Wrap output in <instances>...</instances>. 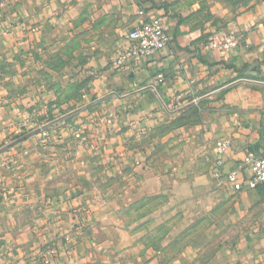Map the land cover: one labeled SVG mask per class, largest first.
<instances>
[{
    "label": "crops",
    "instance_id": "obj_1",
    "mask_svg": "<svg viewBox=\"0 0 264 264\" xmlns=\"http://www.w3.org/2000/svg\"><path fill=\"white\" fill-rule=\"evenodd\" d=\"M7 1L0 11V264H264V190L236 192L213 175L221 138L232 142L222 175L246 151L264 154V0ZM149 16L161 18L168 44L113 67L124 34ZM222 28L241 36L237 48H209ZM63 29L78 33V97L70 99L74 85L35 77L65 51L54 52L70 40L58 35ZM108 112L112 123L98 124ZM24 120L29 125L16 134ZM167 141H184L191 157L161 155ZM159 193L212 201L218 227L210 233L228 236L210 251L205 236L146 263L143 226L121 223L118 207ZM78 206L86 209L82 238L73 232Z\"/></svg>",
    "mask_w": 264,
    "mask_h": 264
},
{
    "label": "rangeland",
    "instance_id": "obj_2",
    "mask_svg": "<svg viewBox=\"0 0 264 264\" xmlns=\"http://www.w3.org/2000/svg\"><path fill=\"white\" fill-rule=\"evenodd\" d=\"M63 30L58 32V35L66 36L70 40L63 46L62 44L57 45L54 48V52L65 51H62L61 56L51 59L49 68L41 67L40 69L43 72L40 75H35V77L41 78L42 82L49 83L54 87L67 88L69 85H74V88H70L74 90H68L66 93V98L70 99L72 95L78 97V39H76L78 33L76 32L77 34H75L74 31ZM61 92L65 94L66 90ZM73 106H66V108L61 109L60 113L72 110ZM108 107L111 106H106L102 109L106 110ZM158 143V145L162 144V142ZM171 143L170 141L164 143L166 151L162 150L164 148L160 149L161 155L170 156L171 153L178 150L179 155L182 154L184 156L183 160L191 157V151L184 141H180L177 144ZM168 147L172 148L168 150ZM181 172L184 174L187 171L183 170ZM188 172L196 174L200 171L193 172L189 170ZM121 192L122 186L113 188V194L118 193L119 196ZM212 206L214 204L210 200L205 204L201 200L185 202L172 199L167 194L159 193L144 195L138 202L127 207L119 205L118 209H122V214L126 215L122 219L123 221H120L121 223L143 226L141 235H143L144 239L142 242L147 249H144V253H146L144 257L146 258V263H148L155 257L165 261L185 246L202 241L205 236L209 237L206 240L207 251H210L223 238H226L228 236L226 233H210L211 228L218 227L216 223L218 220V212L216 210L218 209L215 206L212 208Z\"/></svg>",
    "mask_w": 264,
    "mask_h": 264
},
{
    "label": "built area",
    "instance_id": "obj_3",
    "mask_svg": "<svg viewBox=\"0 0 264 264\" xmlns=\"http://www.w3.org/2000/svg\"><path fill=\"white\" fill-rule=\"evenodd\" d=\"M7 4V0H0V11ZM140 13L142 14L143 12ZM169 38L161 18L149 16L124 34L125 43L114 52L111 64L113 67H122L127 64L144 61L160 52L168 44ZM240 39V35L222 28L209 36L208 46L213 50L229 51L238 47ZM159 81H161V76H159ZM47 112V109L43 108L41 114L47 115ZM113 116V112H108L104 117L97 120V123L109 125L112 123ZM10 125L13 126L14 123L11 122ZM28 125V120H24L17 124L14 132L16 134L21 133L22 129ZM231 144L230 138H221L215 142L214 177L220 178L223 176L225 181L236 192L255 190L259 187L264 190V154L246 151L244 156L226 173L222 175L219 171V168L223 165L222 156L230 149ZM72 212L78 216V222L73 226V232L76 237L82 238L84 226L81 223L80 216H83L86 209L83 206H78L74 207ZM53 253L54 251H50V254Z\"/></svg>",
    "mask_w": 264,
    "mask_h": 264
}]
</instances>
